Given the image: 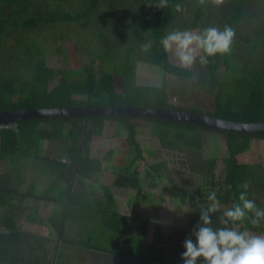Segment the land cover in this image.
I'll return each instance as SVG.
<instances>
[{"label":"trees","instance_id":"16d2710c","mask_svg":"<svg viewBox=\"0 0 264 264\" xmlns=\"http://www.w3.org/2000/svg\"><path fill=\"white\" fill-rule=\"evenodd\" d=\"M70 0H0V112L57 109L98 105H125L154 108H186L175 105L174 100L183 102L187 95L198 94L202 106L210 107L190 109L204 112L222 119L236 122H264V47L255 50L251 39L240 31L245 4L249 0H224L220 6L211 0H168L167 7H157L159 0H108L105 7L100 6L103 0H81V11H62L65 2ZM261 6L264 12V0H252ZM35 2H41L48 13L39 16L31 15L30 9ZM193 3L191 17L178 28L177 5ZM185 6V5H183ZM29 14V15H28ZM95 14L103 17L99 31L103 41V55L97 64L84 65L81 69L59 68L54 75L42 52L27 42L12 44L9 36L13 31L30 30L40 26H59L89 22ZM231 26L235 37L228 53L208 57L206 64L198 63L195 67L184 69L171 59V52H165L160 39L174 30H198L217 27L223 30ZM264 30V28H263ZM152 42L146 52H139L140 45ZM264 46V34L260 39ZM35 48V49H34ZM34 52L30 55V52ZM11 53L12 58L8 57ZM244 58L249 59L246 61ZM256 61H259L258 63ZM147 63L162 68V73L174 79L162 80L161 86L141 85L138 83L140 65ZM126 85L120 87V79ZM226 90H234L232 105L223 99ZM233 99V98H232ZM223 101V102H222ZM124 116L95 117L92 119L67 120L74 124L70 132V159L73 166L80 163V168H98L90 160V153L95 139H101L106 122H123ZM159 122L168 131L162 136V144L192 154L203 153L205 132L223 134L229 152L228 159L201 161L200 173L207 172L208 180L202 188H179L183 203L191 214L197 218L185 229H174L172 239L159 240L153 247L156 256L163 264H183L181 254L186 250L184 241L191 237L192 231L199 224L200 209L207 207V194L216 191L220 206L231 207L238 201L240 184L248 181L251 185L249 198L259 208H264V168L254 163H244L239 156L250 152L253 139L264 140L262 135L241 134L230 131H218L210 128L151 118ZM62 121V120H61ZM54 120H27L19 123L15 130L2 132L1 136L11 144L24 146L32 136L38 137L39 128ZM88 125L83 152L80 148ZM130 143L136 154L134 163L144 160L143 149L137 141L136 128L129 125ZM18 130V131H17ZM9 147L8 144H6ZM17 148V147H16ZM190 156V154H189ZM80 159V160H79ZM220 163V165H219ZM165 164L152 169L159 173ZM162 178V175H160ZM135 177L123 174L116 187L126 188V181ZM136 179V178H135ZM221 212L216 213L213 227H221L218 221ZM146 223H148L146 221ZM238 231L247 230L254 235L264 234V222L259 227L251 225L249 220L235 226ZM160 233L165 228L158 227ZM180 250V257L178 251ZM159 256V257H158ZM202 264V261L200 262Z\"/></svg>","mask_w":264,"mask_h":264},{"label":"crops","instance_id":"0c3cea01","mask_svg":"<svg viewBox=\"0 0 264 264\" xmlns=\"http://www.w3.org/2000/svg\"><path fill=\"white\" fill-rule=\"evenodd\" d=\"M65 121L42 125L47 131L30 137L24 146L9 144L0 133V264H163L151 246L158 244V239H172L174 229H185L197 221L178 191L194 189L183 184L188 180L200 185L197 172L182 163L181 152L187 151L162 144L168 129L159 122L132 118L109 121L103 141L117 139L120 129L130 124L137 130L138 142V133L147 126L155 130L157 141L147 145L139 142L144 160L136 164L133 148L120 152L119 164L128 167L120 174L117 168L111 172L106 168L115 161L111 155L117 150L100 154L94 145L101 139H95L90 160L98 168L87 171L80 168V163L73 166L69 157L74 124ZM86 133L85 129L80 156ZM160 146L163 151L158 150ZM204 147L203 142V151ZM158 152H175L184 170L168 167V162L158 159ZM228 158L229 152L221 160ZM162 164L165 167L159 173L152 169ZM126 173L136 179H128L126 188H117V180ZM206 176L204 172L202 179ZM180 204L187 210L185 217L174 215ZM158 227L165 232L160 233Z\"/></svg>","mask_w":264,"mask_h":264},{"label":"rangeland","instance_id":"374dc122","mask_svg":"<svg viewBox=\"0 0 264 264\" xmlns=\"http://www.w3.org/2000/svg\"><path fill=\"white\" fill-rule=\"evenodd\" d=\"M130 2L131 0L127 4ZM80 4L81 0H70L64 3L62 11L79 12L81 11ZM107 4L108 0H103L100 6L105 7ZM183 5L178 10V18L176 21L178 28H180L183 23H186L187 20L192 16L191 13L193 11V3H189L187 5L185 3ZM42 13H48L47 8H44L41 2H35V5L30 9V14L39 16ZM102 21L103 17H99L95 14V16H93L89 22L82 24L40 26L34 27L30 30H17L10 34L9 41L14 45L18 44L20 41H23L25 44L29 42L36 47V50L37 47H41L50 68L54 69L51 71L55 75L59 68H64L63 66H66L67 64H71V66H69L70 68L74 67L76 69H81L84 65L97 64L100 61L103 55V41L99 34V31L101 30L99 24ZM263 28L264 12L261 10L260 5H257L256 2L249 0L247 4H245L240 31H242L243 35L248 36L251 39L252 43L250 44L254 45L255 50L258 49L257 53H259L260 49L264 47L263 45H260V39L264 34ZM138 50L139 52H146L143 49V45H140ZM33 53L34 52L32 51L29 54L32 55ZM170 54L172 61L178 64L174 54ZM8 57L12 58L11 53H8ZM244 59L246 61L249 60L246 58ZM256 62L258 63L259 61ZM197 63L198 59L191 68L195 67ZM162 72V68L160 67L143 63L140 65V79L138 80V83L140 82L141 85H159L162 84V80L164 78H166L168 82H174V79L164 75ZM119 85L120 87L125 86L124 79H120ZM233 96L234 90H226L224 92L223 99L226 100V97H228L227 100L232 105V103L235 102ZM198 98L199 93L195 95L193 93L191 94L190 92L183 102L180 103L179 101H176L174 104L186 109L203 108L205 110H211L210 107L207 109V107L202 106L201 102L198 101ZM143 124L145 123H142L139 126L141 127ZM137 129H139V127ZM146 129L147 130L145 131L140 130L138 133L139 142L146 145L148 143L154 144L157 141L155 130L150 131L149 126H147ZM46 131L47 130H45V126H41L39 128L38 136L44 134ZM224 137L225 136L220 133L205 132V147L201 157H199L197 154H192L191 151L181 152L182 162L177 158L178 156H175V152L165 155L158 152V159L168 162V167L182 168V162L183 164L185 163L184 165L186 166L189 165L191 171L200 173V166L198 163L201 161H211L215 160V158L221 159L222 157H226L228 150L227 145H225L226 142ZM252 142L253 144L251 145L250 152L239 156V159L241 161L255 163L259 167L260 171L262 168H264V140L253 139ZM94 149L100 154L111 153L113 150H117L111 155L114 157L115 161L113 163H108L106 168H108L110 172L112 170L115 171L117 168L120 174L124 173L122 170L124 168L127 169L128 167L126 165L119 164L118 157L120 156V152L124 153V151H132L128 128H121L117 139H109L107 141H103L102 139L99 141L97 140L95 142ZM158 150L163 151L161 146L158 148ZM133 155H135V153H133ZM102 169L104 170V164ZM197 176L198 183H200V185H194L191 180L185 181L183 184L189 185L196 190L202 188L204 181H207L208 177H204L202 179L204 173H202V175L197 174ZM172 184L175 185V183ZM176 195L178 196L177 193ZM186 212V208L180 204L178 207H176L174 215L176 217H185ZM174 218L175 217L173 216V221H175Z\"/></svg>","mask_w":264,"mask_h":264},{"label":"clouds","instance_id":"9594fccd","mask_svg":"<svg viewBox=\"0 0 264 264\" xmlns=\"http://www.w3.org/2000/svg\"><path fill=\"white\" fill-rule=\"evenodd\" d=\"M220 6L224 0H211ZM201 4L205 0H200ZM168 0H159L157 7H167ZM177 10L180 6L177 5ZM235 37L234 29L225 25L223 30L208 27L198 30H174L160 39L165 52H171L178 61V66L190 69L199 59L201 64L208 62V57L228 53ZM152 47L151 41L143 44L145 51ZM135 119V118H132ZM238 201L222 211L218 217L221 227H213L212 217L221 212L216 191L207 194V207L200 209V223L191 237L184 241L186 249L182 254L183 264H264V234L254 235L247 230L238 231V223L249 220L251 225L259 227L264 222V208H259L249 198L251 187L248 181L240 184Z\"/></svg>","mask_w":264,"mask_h":264},{"label":"water","instance_id":"95a60500","mask_svg":"<svg viewBox=\"0 0 264 264\" xmlns=\"http://www.w3.org/2000/svg\"><path fill=\"white\" fill-rule=\"evenodd\" d=\"M111 116H124L135 119H164L172 122L193 124L218 131L264 136V122H236L204 112L191 111L190 109L181 110L177 108H154L129 105H98L0 112V126L15 125L25 120H90L95 117L110 118Z\"/></svg>","mask_w":264,"mask_h":264},{"label":"built area","instance_id":"2783aa9c","mask_svg":"<svg viewBox=\"0 0 264 264\" xmlns=\"http://www.w3.org/2000/svg\"><path fill=\"white\" fill-rule=\"evenodd\" d=\"M16 129V125H9V126H0V133L6 131H12Z\"/></svg>","mask_w":264,"mask_h":264}]
</instances>
